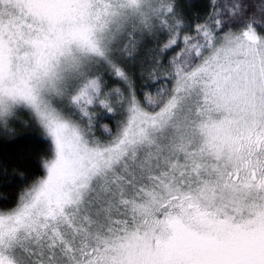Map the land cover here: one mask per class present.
<instances>
[{
  "label": "snow or ice",
  "instance_id": "1",
  "mask_svg": "<svg viewBox=\"0 0 264 264\" xmlns=\"http://www.w3.org/2000/svg\"><path fill=\"white\" fill-rule=\"evenodd\" d=\"M0 182V264H264V0H0Z\"/></svg>",
  "mask_w": 264,
  "mask_h": 264
},
{
  "label": "trees",
  "instance_id": "2",
  "mask_svg": "<svg viewBox=\"0 0 264 264\" xmlns=\"http://www.w3.org/2000/svg\"><path fill=\"white\" fill-rule=\"evenodd\" d=\"M22 135H25L22 133ZM32 142L28 139H21L19 143L12 145L9 149L10 151L20 150L23 153L21 157L22 167L21 171H35L36 169V161L34 159V154L32 153L31 148ZM25 161H30L29 163H23ZM11 188H4L2 182H0V197L7 195L11 192Z\"/></svg>",
  "mask_w": 264,
  "mask_h": 264
}]
</instances>
